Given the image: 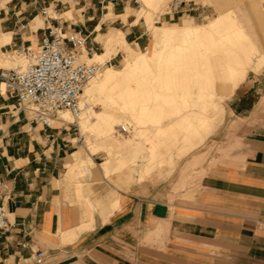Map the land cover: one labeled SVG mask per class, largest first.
<instances>
[{"label":"crops","instance_id":"0c3cea01","mask_svg":"<svg viewBox=\"0 0 264 264\" xmlns=\"http://www.w3.org/2000/svg\"><path fill=\"white\" fill-rule=\"evenodd\" d=\"M194 2L207 14L214 9L230 10L222 5L223 0ZM130 3L56 0L51 7L58 18L52 24L84 33L88 24L93 33L101 28V17L93 22L100 13L107 10L105 17L111 16ZM40 7L39 1L0 0V57L21 38L36 43L44 25L42 18V25L35 21L41 17ZM71 9L75 20L62 17L71 14ZM186 14H178L179 21L188 19ZM257 15L264 18V10ZM146 30L135 36L138 45ZM118 31L122 30L99 34L100 40ZM4 34L9 39L6 43ZM252 42L263 56L264 50ZM238 103L243 105L241 99ZM14 104V98L0 91V191L12 225L0 232V264L264 263L263 147L247 153L243 167H215L206 173L193 198L176 197L170 203L167 183L160 182L158 190L148 184L119 185L115 178H106L102 167L92 173L99 179L93 183L87 179L84 185H91L83 188L64 177L66 156L71 153L67 165L74 163L77 152H72L71 133L60 131L53 144L46 142L41 126L13 110ZM157 205L165 207L163 216L155 214ZM38 251L43 253L39 262L34 258Z\"/></svg>","mask_w":264,"mask_h":264},{"label":"bare ground","instance_id":"6f19581e","mask_svg":"<svg viewBox=\"0 0 264 264\" xmlns=\"http://www.w3.org/2000/svg\"><path fill=\"white\" fill-rule=\"evenodd\" d=\"M148 1L149 4L153 3L152 0H144L146 4ZM149 29L154 41L153 48L149 51L142 50L136 42L134 46H131L122 31H118L116 35L103 36L100 40L103 52H94L91 56L84 54L83 59L87 62L94 60V62L104 63L105 55L113 54L117 44L126 48L127 59L124 60L121 68L116 69L112 65H107L88 81L79 97L81 110L77 117L69 111H61L59 114L67 122H76L81 136L89 129L97 131L101 138H104L102 144L107 149H111L110 152L113 148L116 152H121L122 147H131L137 137L142 140L141 136H145L142 138L147 139V143L148 140L150 141L148 159L155 158L154 154L160 151L158 147H162L163 150H161L170 160L173 155L175 157V154H178L175 151L177 153L174 152L175 154L172 155L174 149L170 151L173 146L178 148L177 143L182 144L180 148L183 149H178L182 152L184 150V153L199 143L195 137L201 135L202 130L206 132V129H209L211 124L209 122L214 121L212 116L217 117V114L212 115L217 110L211 113V107H217L219 103L217 99L235 91L239 86L240 78L246 75V65L250 63L253 54L259 52L237 17H233L229 12L219 13L204 24H191L187 20H181L180 23L172 25L153 24ZM3 36V42H8L7 35ZM173 41L177 42L172 43ZM225 45H228L226 49ZM227 48L231 55L223 52L225 50L228 52ZM222 52L227 54L226 64L222 59ZM233 52H235L234 57H232ZM3 57L6 59L4 65L15 64L21 67L26 65L25 59L21 56H12L8 53ZM1 61L3 59L0 57V63ZM0 67L4 66L0 65ZM4 90L5 86L1 84L0 91L4 92ZM95 103L102 105L100 110L93 109ZM123 121L133 124L135 131L133 141L119 143L110 138L114 132L115 123L121 124ZM125 124H121V127L127 129ZM202 139L201 136L198 140ZM192 140L196 142L193 143ZM91 142L87 141L86 144L93 149L97 144ZM142 145L141 147L144 148ZM88 146L87 149H89ZM101 150L103 151L102 148ZM112 152L115 153V151ZM184 153L180 157L184 156ZM108 154L112 155V153ZM116 154L113 156H117ZM118 154L120 157L122 153ZM73 155L74 163L68 164L69 169L85 161L93 164L89 157L87 160L81 158L77 152ZM165 156L163 158L169 163ZM118 159L120 165H117V168L121 167L124 161L126 163L125 159L128 157L124 159L122 156ZM152 161L153 164L163 162ZM101 164L103 172L108 173L109 160L106 159ZM124 167L126 168V165ZM151 168L147 169L153 171L154 169ZM145 170L141 175L139 174L140 177H144ZM151 171L146 173L149 174Z\"/></svg>","mask_w":264,"mask_h":264},{"label":"rangeland","instance_id":"374dc122","mask_svg":"<svg viewBox=\"0 0 264 264\" xmlns=\"http://www.w3.org/2000/svg\"><path fill=\"white\" fill-rule=\"evenodd\" d=\"M152 1L153 3L151 2L149 4L148 1V3L146 4L144 0H139V3L136 4L134 3V0H131V3L127 4L125 9H122V7H118L116 11L112 12L111 16H107V17H105V13L107 10H104V13H100L99 17L95 18V20L93 21V22H97L100 17L102 21L101 28H99L98 31H94L93 33L90 32V30H92V25L87 24L86 33L90 32L89 33L90 39L94 42L96 46L95 52L96 53L103 52V46L101 45L99 34L104 35V34H108L112 30L120 29L124 32L125 38L128 41V43H130L131 46H134L135 36L138 35L140 32H142L143 30H146V28L148 31L146 30L147 33L144 36V40L143 41L139 40V47L142 50L149 51L150 49L153 48L154 45V41L151 35V30L149 29L152 27L153 24L161 26L162 24L172 25L181 22V20L179 21L178 14L170 15V16L162 15V13L164 12L165 5L167 4V2L171 0H152ZM197 1L208 3L210 0L209 1L197 0ZM223 1L224 3L222 5L230 7V10H228V8L214 9L212 11H209L207 17H205L204 19L196 18L192 13L189 15L186 14L184 16L187 17L188 19H183V20H187L191 24H204L208 20H211L214 16H216L220 11H227L233 17H236L235 14H237L242 22V25L245 27V30L247 31L251 39L259 46L261 51L264 50V18H259L257 15V11L264 10V0H223ZM214 5L216 6L217 4L215 3ZM74 11H75L74 9H71V14L64 13L62 17L70 20H75L73 17ZM114 12L115 14L116 13H122V14L115 15ZM124 14H126L125 19H123L122 17ZM137 17H141V18H138V20L135 22ZM37 20H39L40 25H42L41 17H37L35 21ZM127 31L129 32L127 33ZM112 35L113 34H109L106 36H112ZM174 42L177 41H173L172 43ZM226 46L228 45H225V49ZM228 50L229 48H227V51ZM225 51L223 52L230 54L229 53L230 51L228 52ZM223 52H222L223 54L222 59L225 62L224 64H226L228 57L227 54H224ZM234 53L235 52L232 53V57H234L235 55ZM242 53L243 52H241V54ZM258 54L259 53L253 54L250 63L246 65V75L240 78L239 87L235 89L234 92H230L229 94L223 96L220 99H217L218 97H216L219 103L217 107H211L212 108L211 113L215 112L216 110L219 113L217 111L213 113L212 115L217 114V117L212 116V118H214V121L209 122L211 123L209 124V129L208 130L206 129V132L205 130L204 131L202 130L201 135H198L199 137L198 136L195 137L196 141L199 142L198 144L195 145V147H192L190 150H187V153H184V150L183 152L181 151L183 148H180L182 144L180 142L177 143L178 148L181 149L180 151L184 153V156L180 157L182 153L179 151L177 146L176 148L175 146H173L171 147L172 149L170 148V151L174 149V151H172V155L178 152L177 154L178 156L175 154L174 157L173 155L172 159H170L172 162L168 159V157H166L167 155L165 154L164 151H162L163 150L162 147L161 148L158 147L160 151L158 150L159 152L158 153L156 152L157 155L155 153L154 155L156 157L155 156L154 157L159 159V157L163 156V154L164 156L166 155L165 158L169 160V163L171 162L170 166L168 161H166L163 158L164 156L159 159L160 161L163 162H160L158 164H156L155 162L156 164L155 166L152 160L155 161H159V160L155 158L150 159V157L148 159L149 155H147L149 154L150 151L149 148L150 141L148 140L147 143V139L146 140L143 139L145 136L144 137L141 136L142 140H140V137H137L135 141H133L134 138L133 132H135L133 128L134 126L133 124H129L128 122L123 121L121 122V124L123 125L126 123L125 125L128 128L124 129L123 127H121L120 123H115L114 132L110 135V138L112 137L111 139L119 143H124L132 140L134 142V145H132L131 147L130 146L122 147L121 150L123 151L121 152H116V150L113 148L114 150L112 149V151H115V153H117L116 154L117 156L115 155L113 156V154L115 153L112 151L110 152L111 149H107V147H104V145L102 144L104 138H101V136L97 133V131L93 129L92 130L89 129L87 130L86 133H84L81 136L79 128L71 129L69 131L72 137L71 141L75 145L72 152L77 151L79 157L84 158L86 160L88 157L91 158L93 164L85 161L86 163L85 162L83 164L78 163L69 169L70 166L67 165V163L72 160L71 157L69 156V154L71 153L69 152L64 160V164L66 168L65 176H64L65 179L68 180L74 186L79 187V185H81L83 188L90 187L91 184L86 186L84 185L85 183H87L86 182L87 179L90 180V183H93L95 182L96 179H99V176L96 177L92 173L95 170H97V168L102 167L101 163L104 160L108 159L109 172L108 173L104 172V175H106V178L109 181H111L112 178H115L116 179V181H114L115 184L117 183L119 185L124 184L126 186L132 184H136V185L140 184L141 186L143 184H148L151 186L152 190H158L160 182L167 183L169 189L167 196H168V200H170L171 203L172 200H174L176 197L193 198L198 193V189L200 187V182L202 178L206 173L211 172L213 168L229 166L231 168L237 169L243 167L245 164L247 153H251L258 148H262V147L264 148L263 146L264 145V105L262 103L264 99V56H258ZM1 58L3 59V61H1L0 65L4 67L16 66L15 64L13 65L6 64L7 66L4 65L3 63L6 61V59L3 56H1ZM104 59H105L104 63H99V61H95L100 64L99 73L107 65H112L114 68L119 69L123 66L125 62L124 60L127 59L126 48L121 44H117L115 46L113 54L105 55ZM92 62H94V60ZM238 99H241L243 101V105H240L238 103ZM101 107L102 105L100 103L93 104V109H95L96 111L100 110ZM218 109L221 110L219 111ZM232 109H234L236 112H234ZM13 110H17V109L13 108ZM204 133L206 135H204ZM203 135L205 137H203ZM201 136L203 138L202 139L203 141L202 140L199 141L201 139ZM87 141L88 142L92 141L93 142V143L91 142L92 144H97L96 146L97 148L94 147L96 150L94 148L93 149L89 148L88 144H86ZM196 141L192 140L193 143H195ZM141 144H143L142 146L144 148L141 147ZM87 146L91 150L87 149ZM101 148L103 149V151L101 150ZM158 148H156V150ZM146 150L149 151L147 152ZM108 153H112V155L111 154L109 155ZM118 153H122L120 154V157ZM159 153L160 154L163 153V154L160 155ZM122 156H124V159L128 157V159H125L126 163L124 161L126 168L124 167L125 166L124 164H123L124 166L121 165V167L124 169H122L121 167L117 168V165H120V161L118 158H121ZM115 160L116 162H118V164L114 162ZM173 162L175 163L172 164ZM146 163L151 165L149 166ZM86 164L88 166H86ZM144 165L147 168L152 167L154 170L152 168L151 169L153 171H151L150 169L148 170L146 167H144ZM143 168L147 169V171ZM143 170H145L146 172L151 171V173L147 174L145 172V175L146 174L147 175L146 176L144 175V177L142 178L140 177V175L143 172ZM69 173H71V175ZM159 173L161 174L159 175ZM217 256L219 255L217 254ZM226 261L227 260H224V264H234L233 262L225 263ZM248 264H252V263L248 262Z\"/></svg>","mask_w":264,"mask_h":264},{"label":"built area","instance_id":"2783aa9c","mask_svg":"<svg viewBox=\"0 0 264 264\" xmlns=\"http://www.w3.org/2000/svg\"><path fill=\"white\" fill-rule=\"evenodd\" d=\"M38 1L41 3L39 13L44 22L40 28L41 34L34 44L21 38L19 44L7 52L12 56L23 57L26 65L0 67V86L4 84L3 93L15 99L13 107L27 115L35 125H40L46 142L53 144L60 131L78 129L75 122L65 121L59 113L69 111L74 117L79 115L80 94L88 81L99 72L100 64L83 59L84 54L91 55L96 51L90 34L80 29H66L59 23L52 24V20L58 18L51 7L56 0H33L35 3ZM134 3L138 4L139 0H134ZM183 13H192L198 19L208 15L196 6L194 0H171L165 5L162 15ZM19 27L24 29L26 24H20ZM56 145L59 146L58 143ZM3 198L0 191V232L12 226ZM42 255L38 251L34 255L35 260L39 262Z\"/></svg>","mask_w":264,"mask_h":264},{"label":"water","instance_id":"95a60500","mask_svg":"<svg viewBox=\"0 0 264 264\" xmlns=\"http://www.w3.org/2000/svg\"><path fill=\"white\" fill-rule=\"evenodd\" d=\"M155 214L159 216H163L165 214V207L162 205H157L155 207Z\"/></svg>","mask_w":264,"mask_h":264}]
</instances>
